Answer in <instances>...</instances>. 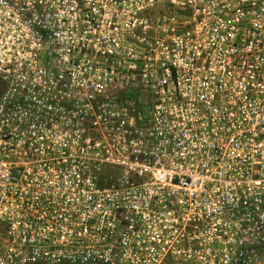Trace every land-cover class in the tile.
Returning a JSON list of instances; mask_svg holds the SVG:
<instances>
[{
	"label": "built area",
	"instance_id": "built-area-1",
	"mask_svg": "<svg viewBox=\"0 0 264 264\" xmlns=\"http://www.w3.org/2000/svg\"><path fill=\"white\" fill-rule=\"evenodd\" d=\"M0 264H264V0H0Z\"/></svg>",
	"mask_w": 264,
	"mask_h": 264
}]
</instances>
